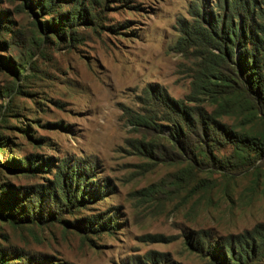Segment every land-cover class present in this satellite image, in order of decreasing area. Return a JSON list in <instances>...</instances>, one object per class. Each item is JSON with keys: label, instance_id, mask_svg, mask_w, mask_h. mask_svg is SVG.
I'll return each mask as SVG.
<instances>
[{"label": "rangeland", "instance_id": "rangeland-1", "mask_svg": "<svg viewBox=\"0 0 264 264\" xmlns=\"http://www.w3.org/2000/svg\"><path fill=\"white\" fill-rule=\"evenodd\" d=\"M0 264H264V0H0Z\"/></svg>", "mask_w": 264, "mask_h": 264}, {"label": "trees", "instance_id": "trees-1", "mask_svg": "<svg viewBox=\"0 0 264 264\" xmlns=\"http://www.w3.org/2000/svg\"><path fill=\"white\" fill-rule=\"evenodd\" d=\"M230 35L231 36H234V32H231L230 31ZM187 144V143H186ZM182 145V144H181ZM183 146V145H182ZM188 148L186 146H184V148H181V150L184 152V153H192V156L193 154L195 153V149L194 148H190L189 144H187ZM194 151V152H193Z\"/></svg>", "mask_w": 264, "mask_h": 264}]
</instances>
